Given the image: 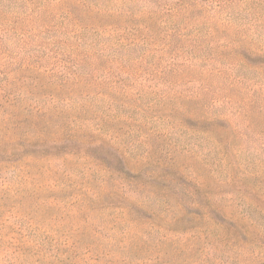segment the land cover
I'll return each instance as SVG.
<instances>
[{
	"label": "rangeland",
	"instance_id": "obj_1",
	"mask_svg": "<svg viewBox=\"0 0 264 264\" xmlns=\"http://www.w3.org/2000/svg\"><path fill=\"white\" fill-rule=\"evenodd\" d=\"M88 1L101 6L102 13L90 9L79 12L74 0H0V95L15 92L17 86L7 84L26 74L17 72L20 64H28V76L43 82L52 93L56 90L48 83L68 76L64 70L65 65H71L67 58L74 59L103 42H123V46L116 47V53L140 74L132 81V92L160 88L158 92L163 90L168 100L177 93L196 98L174 101L180 109L172 117H168V100L163 108L150 105L152 111L147 115L156 118L159 112L166 122H160L161 128L173 126L177 132L178 124H182L211 136L207 138L209 144L204 143L210 145V150L203 153V149L195 148L200 153L192 157L185 152L169 154L174 166L164 158L166 167L158 171L195 192L193 199L206 204L205 209L211 206L209 212L220 227L207 239L212 246L204 247L196 238L203 227L202 218L195 214L202 216L207 210L189 206L192 197L181 198L179 190L165 189L167 183L157 179V174L156 180L149 182L154 195L133 192L136 184L149 180L145 172L156 166L154 160L147 164L148 152L157 149L154 159L164 156L160 151L168 141L163 136L144 140L145 145L130 157L123 143L115 144L92 132L90 123L82 130L84 142L75 149L59 150L51 161L41 146L42 136L26 138L30 144L23 145V149L17 146L20 141L10 130L11 134L0 136V264H264V258L259 260L250 252L255 244H264V71L223 61L220 74H208L209 67L200 63L182 66L174 73L161 51L167 41L172 46H182L183 58L188 57L187 42L176 38L169 41L174 24L184 27L181 33L188 37L212 30L214 23L225 21L229 14V10L216 6L226 0H194L199 8H189L187 4L192 0ZM179 3L184 4L185 16L181 13L173 19L163 14L166 8L174 9ZM65 9L74 13L68 14ZM80 25L87 29L80 28L78 41L69 30H79ZM63 28L66 32L61 31ZM227 35L233 37L234 32L230 30ZM132 40L138 42L137 46L128 45ZM238 52L244 54V64H264L261 55ZM88 58L86 72L100 63L93 55ZM154 65L162 76L161 83L148 81L143 73L155 70ZM231 80H235L234 86ZM150 93L140 100L133 96L134 103L129 106H148L153 99ZM125 115L141 118L140 113L126 111ZM127 123L107 129L123 134L132 125ZM154 128L158 126L150 121L147 126L142 124V134L135 133L131 140H140V135H149ZM173 140H178L176 135ZM214 159H219L222 167L212 174L207 164ZM246 172L249 176H244ZM166 191L172 194L168 197ZM168 204L172 208L165 211ZM244 214L254 216L258 231L242 220ZM150 224L160 227V234L169 238L164 247L155 251L147 242L155 237L154 232L149 234ZM245 242L247 248L239 259L230 260L234 246Z\"/></svg>",
	"mask_w": 264,
	"mask_h": 264
},
{
	"label": "trees",
	"instance_id": "obj_2",
	"mask_svg": "<svg viewBox=\"0 0 264 264\" xmlns=\"http://www.w3.org/2000/svg\"><path fill=\"white\" fill-rule=\"evenodd\" d=\"M49 1L55 2L56 0ZM58 1L62 3L64 0ZM74 1V8L79 10V12H82L84 9H90V11L98 13H102L103 11L101 6L89 2L88 0ZM183 5L184 4L179 3L174 9L166 8V10L163 11V14L168 18L171 17L173 19H178L181 16L182 11L185 9ZM187 5L189 8H199L194 0L191 2L189 1ZM216 6L221 10H229V14L226 15L227 18L225 21L217 25L214 23L212 30H207L201 34L197 32L194 36L188 37L181 33V30L184 27L174 24L175 27L172 28V32H170L168 37L170 38L169 41H171L172 38H176L180 42H187L190 52H187V54H189L188 57L183 58L182 52H184V50H182V46H172V44L169 42L167 43V41L162 45L161 51L164 52L163 55H167L169 59L168 66L172 69L171 72L177 73L179 72L178 68L182 66L191 67L194 64L200 63L201 65H205L204 67H209V69H207L208 74H220L221 67L219 66H224L222 63L223 61H230L232 64L237 63V65L242 67H248L249 70L259 69L264 71V64L261 66H255L242 63L241 59H244L245 56L242 52H238L244 50L250 55H261L264 57V0H226L224 3H220ZM65 7L71 8L70 6ZM65 11L69 12L68 9H65ZM70 13L72 14L74 11L72 10V12H69L68 14ZM184 14L185 13L183 12L182 17L185 16ZM80 28L87 29L86 26L82 27L80 25L79 30H76L75 28L69 30V33L77 38L78 41L80 40ZM230 30L234 32L233 37L227 35V32ZM2 31L3 30H0V35ZM61 31L66 32L64 28ZM1 40L3 41L2 37H0V42H2ZM121 43L123 42L116 41L114 44L103 42L100 43L99 46L91 48L92 50L78 54L74 59L72 56L67 58L69 59L67 64H71L70 68L66 65L64 66V70L68 71V76L48 83L56 90V92L52 93L47 91L43 82L31 79L30 76H28L27 73L31 70L28 64H20L17 68V72L26 74H22L17 78L14 77L11 81H8L7 84L10 87L17 86L15 92H6L0 95V136L4 137L3 135H6V133L7 135L11 134L10 130H12V133L17 137L16 140L20 141L17 146L25 149V146L23 145H28L29 143L26 138L30 139L32 136L39 134L44 138L40 140V142H42L41 146L45 147L44 153H49L51 161L54 157L56 158L59 150H68L70 147L75 149L77 145L84 142L85 138L82 130L84 127L89 126L90 123H92V128L90 129L92 132L107 137L115 144L123 143L124 149L130 154V157L138 151L139 146L145 145L146 141L144 140L152 136L155 138H161L163 136L164 138H167L168 141V145L163 147L160 151V154H163L164 156L154 159L153 155L157 154V149L148 152L145 156L147 164H150V161L154 160L156 166L154 170L145 172L149 179L148 181L140 184H133H136V188H134L133 192L148 191L154 195L155 192L149 188V182L156 180L157 174L159 176L157 179L162 178V181L167 183L165 189L173 191L179 190V194L177 195L181 196V198L192 197L193 203L191 205L188 204L189 206L207 210L205 209L206 204L204 205L193 199V196H196L195 192L189 189L186 185H182L183 183L178 184L176 180L167 179V173L159 174L158 170L165 169L166 163L164 158H167L169 162H171V165L174 166L173 157L169 154L174 155L176 152H185L192 157L194 153H200V151L195 150V148L203 149V153L206 149L210 150V145L205 146L204 143L209 144L207 138H210L211 136H203L205 135L203 131L198 132L197 130L186 129L182 124H178L179 128L175 127L176 129H179L177 132L174 130L173 126L161 128L159 126L160 122H163L164 124H166V122L161 119L162 116L159 112H156V118H153L155 116L147 115L149 111H152L150 105L155 106L156 108H163L167 105L166 100L169 98L163 90L160 91V93L158 92L160 88L149 91L151 92L150 96H152L153 99L148 106H146V104H142L141 106L132 104L133 106H129L130 103H134L133 96H137V100H140L143 98V95L146 96L149 92L137 94L131 91V86L135 84L132 81L137 78V74H140L132 70L131 65L124 62L122 55L116 53V47L123 46ZM137 43L136 40H132L128 45L137 46ZM197 52H203L204 54H202V56H197ZM107 53H111V55H107ZM89 55L96 57L100 60V63H98L92 71L86 72L84 66ZM154 66L155 70L148 69L143 73L147 74L146 78L148 81L156 80L159 82V79H162V76L159 73L157 66ZM234 79L238 81L237 77ZM235 80H231V86L235 85ZM156 87L157 86H154L153 88ZM2 88L3 86L0 85V91L3 90ZM207 91L209 92L208 89ZM188 99L193 100L196 98L193 97V94L182 95L180 93L171 97V99L168 100L170 101L168 102L170 103V115L168 117H172L173 112L180 109L179 105L177 107L175 106L174 101ZM212 102L214 103L216 101L212 100ZM126 111L131 114L140 113L141 118L138 119L133 116L125 115ZM148 121L156 124L158 128H154L149 135H140V140H131L135 133L139 132V134H142L140 126L142 124L147 126ZM127 122H131L132 125H129L128 130L124 131L123 134L119 131L116 132L107 129L119 123L126 125L128 124ZM35 124H38L40 129ZM175 135L178 140H173V136ZM123 137L130 140L127 142ZM181 139L182 141H180ZM125 142H127L128 145H126L127 143L125 144ZM63 143L67 144L62 146ZM100 143H102V141ZM210 152L211 151H209V154L207 153L205 157H208ZM214 153L216 154L215 151ZM120 154L122 155V152ZM109 156L112 157L111 154ZM117 161L119 162V160ZM207 165L210 171H212V174L217 173L216 170H219L222 167L219 159H214L213 161L210 160ZM244 176L249 175L246 172ZM82 179H84V176ZM118 180L122 181L123 179L118 177ZM168 182H174V184L181 186H177L178 189L174 187L175 185L168 184ZM242 185L243 184H241V186ZM122 192L125 194L124 191ZM166 192V196L168 197L169 194H172L171 192ZM171 208L170 204H168L164 209L167 211ZM207 208V212H204L202 216L195 214L202 218L201 221L203 225L201 229L198 228V230H200L196 238L201 239L202 245L204 247L206 246V248L212 246L207 240L214 233L212 231L215 228L220 227V224L214 220L210 214L211 212H209V210H212V207L207 206ZM122 219L123 218L121 217V220ZM242 220H246L247 224L252 226L255 230L260 229L256 225L254 216L251 214H244ZM147 227L150 230L149 234L154 232L153 234L155 235L154 240H147V242L152 244L150 247L153 248V251H155L156 248L164 247L169 240L168 235H161L160 232L162 229L153 224L147 225ZM245 232L248 233V230H245ZM156 234H158L157 238ZM245 244L246 242L242 245H235V253L232 256H228V258L230 260H238L244 249L247 248L244 246ZM261 249L264 251V244H255L250 249L252 257H256L259 260L264 258V252ZM175 250L179 251L177 248H175ZM256 250L258 253H255ZM150 251L151 250H149V252ZM158 252H160V250H158Z\"/></svg>",
	"mask_w": 264,
	"mask_h": 264
}]
</instances>
